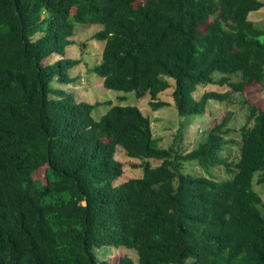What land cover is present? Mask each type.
<instances>
[{
  "label": "trees",
  "instance_id": "obj_1",
  "mask_svg": "<svg viewBox=\"0 0 264 264\" xmlns=\"http://www.w3.org/2000/svg\"><path fill=\"white\" fill-rule=\"evenodd\" d=\"M263 7L260 0H0V264H111L97 258L102 247L132 250L137 264H264V200L253 189L264 171V107L244 100L240 157L228 163L221 157L234 143L226 139L228 116L185 153L181 136L157 147L138 107L112 106L96 121L101 103L51 87L74 80L68 72L80 61L65 53L75 26L99 25L94 38L104 46L94 73L106 89L149 95L158 111L171 106L158 97L172 88L179 116L205 115L210 101L230 94L195 96L217 74L233 93L264 90V30L250 20ZM119 154L139 162L140 177L117 182ZM188 162L208 174L224 166L229 177L184 174ZM119 264L135 262L124 256Z\"/></svg>",
  "mask_w": 264,
  "mask_h": 264
},
{
  "label": "rangeland",
  "instance_id": "obj_2",
  "mask_svg": "<svg viewBox=\"0 0 264 264\" xmlns=\"http://www.w3.org/2000/svg\"><path fill=\"white\" fill-rule=\"evenodd\" d=\"M260 1L264 3V0ZM250 20L258 28L264 30V7L257 12L251 13ZM102 29V26L99 25L77 24L75 26V35L72 38L74 44L66 49L65 54L66 58L77 59L80 61V64L68 72V75L74 79L71 83L58 84L54 82L51 84L52 89L62 90L66 94L71 93L75 100L79 102L101 103L92 112V117L96 121H99L112 106L138 107L152 122L153 135L157 141V147L166 148L172 144L176 136H178V139L181 136L182 143L180 144V150L185 153L198 148L201 143L205 142L209 134V128L213 127L214 119L221 120L223 117L228 116L229 122L227 128L231 132L226 135V139L233 140L234 143L228 144L224 148L221 152V157L227 160L228 163H235L239 160L240 129L247 124L249 115V109L244 104V100L255 107H264V90H260L259 87H251L247 88L246 93L243 95L233 93L228 84L221 85L218 83L222 75L217 74L214 78L216 83L199 87L195 96L200 98L203 94L213 91L220 94H230L228 100L223 103L210 101L205 115L179 116L172 100V88L158 97V100L167 101L171 103V106L153 111L149 105L151 101L149 95L144 99H137L134 92L125 93L108 90L104 87L103 78L94 73V67L101 63L104 46V42L94 38V36ZM230 80L237 81V78L231 77ZM118 158L124 166L123 177L117 181L118 183L141 176V171L133 167L139 162L132 161L121 154H119ZM150 163L154 167L160 164L153 160ZM183 173L213 177L217 180H226L229 177L224 166L219 165L214 167L210 170V174H208L197 162L185 163L183 165ZM263 173L264 171L256 173L253 189L264 200V183H257L262 177L260 175ZM41 176H43V171H41ZM95 252L99 260L108 259L111 264H119V259L124 256L132 258L135 264L138 262L137 253L124 248L102 247L96 249Z\"/></svg>",
  "mask_w": 264,
  "mask_h": 264
}]
</instances>
